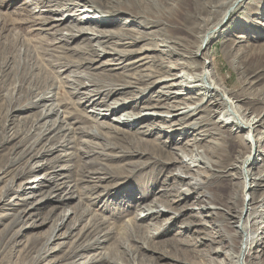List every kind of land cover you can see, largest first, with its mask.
I'll use <instances>...</instances> for the list:
<instances>
[{"label": "bare ground", "instance_id": "bare-ground-1", "mask_svg": "<svg viewBox=\"0 0 264 264\" xmlns=\"http://www.w3.org/2000/svg\"><path fill=\"white\" fill-rule=\"evenodd\" d=\"M247 1L222 0L212 2L214 3L211 6L212 11L218 9L224 11L222 13L223 19L211 28H208L209 20L202 18V14L210 6L202 3L200 7L187 13L185 25L177 27V29L188 34L196 33V38L199 41V45L196 46L184 38H174L167 35V28L162 23L161 18H152L141 14L126 18L128 20L124 23L125 27L119 30H105L102 25H108V23L97 15L98 12L88 10L89 8L85 9L84 5L80 3L77 4L83 7V10H79L80 12H77V10V13L67 14L62 19H46L44 24L46 27L54 23H67L66 35L58 30L55 32L54 39L64 41L66 44L68 40H71L79 45L76 50H79L82 56L91 57L85 59L84 63H78L79 59L77 61L68 60L69 62L63 64L65 72L71 70L72 67L82 68L86 64L94 63L97 61L94 57H102L101 54H104L103 56L113 54L125 57L131 54L158 51L166 55L145 57L153 64V71L144 75L141 74L138 77H131V80L128 81L118 82L116 75L111 74L110 70L112 69L98 74L91 73V67L85 71L83 70L80 75H74V80H69V85L66 87L69 90L66 92L68 95L64 94L63 97H68V100L69 98L78 99L79 101L73 100L70 103L74 114L86 118L93 125L86 127V130L82 129L81 132H77L73 128L63 129L69 132L68 135L66 134L65 139L68 144L78 141V134L89 137L90 141L82 143L86 146L84 149L105 157V160L110 157L122 158L135 155L142 157L149 155L144 145H152L154 153L150 157V161L139 160L136 165H130L129 168L116 169L109 174L108 178L126 169L120 179H123V177L129 178L136 170H139V172L150 170V173L139 178V189L136 192L134 191L130 197L133 201H138L137 196L144 195L142 199L139 198V208L137 207L138 210L136 209L135 215L128 223L131 224V227H135L134 224H138L139 221L148 219L156 221L155 224L145 226L139 223V229H142V233L139 232L140 241L136 240V236L135 238L130 236L132 239L123 242L119 250L110 247L106 251L103 250V252L91 256V258L88 257L82 263L72 262L69 264H160L165 259L176 262L174 264H264V194L261 197L251 199L246 192L247 187L251 188L253 182L256 181L261 183L262 188L264 187V164L259 170L258 177H252V169L257 164V160L264 163V94L254 95L253 93L251 95L244 88L236 92L225 91L222 85L216 82V76L213 72L207 68L206 54L203 53V46L206 41L209 42L216 35L223 34L218 26L224 22L227 14L229 13L230 17L233 12H239L243 7L245 10L242 16L243 24L240 25L241 28L239 26L236 30L248 32V28H256L259 31L257 33L253 31L254 36L256 35L253 38L255 41L264 40V25L255 20L258 17L264 18V0L256 1L254 4H249ZM113 3L121 8L126 0H113ZM153 3V0H139V4L145 5L146 9L149 6L152 7ZM64 9L65 12L70 10L69 7ZM122 9H120L122 13L129 11L128 9L122 11ZM82 13H90V15L83 17ZM158 14L168 17V14L163 12H158ZM145 21L147 26L144 28L147 30L137 31L131 29L136 24ZM227 40L235 48L238 47L241 53V51H244L242 47L245 46L244 43H247L248 37L235 35L233 39ZM8 43L13 45L14 41H8ZM8 43H6V48ZM141 43H143V46L140 49L137 48ZM49 45H55L54 41H51ZM64 47L65 50H69L67 46ZM158 47H164L165 50H159ZM42 52L45 51L42 50ZM145 58L138 59L135 63H140ZM166 58L168 59L167 63L170 62L168 66L165 65ZM174 58H179L176 65L173 64ZM14 69L11 66V61L8 60V63L0 69V78L9 71L15 74ZM19 71L21 72V74L18 72L19 76L23 75L20 83L30 78V85L25 87L24 83L18 84L15 79L16 84L13 91L17 90V92L11 94L12 101H16L15 104L18 105V100L25 99V97L29 98L25 105H21L22 102L20 103L21 106L16 105V111L30 108L39 109L38 118L31 129L39 130L37 141L40 142L46 136L55 132L58 127H61L64 120L73 115L64 112L66 106L64 111H61V107L52 103V98L56 94L47 92L46 85H44L39 74L31 75L33 67L28 66L26 69L21 66ZM258 77L259 74L255 73V82H257ZM46 79L48 80V78ZM151 79H157L152 81L153 86L161 85L158 93L161 95L159 103H164L163 105L150 108L139 107V112H132L135 110L124 111L132 103L129 99H120L108 103L109 100L107 99L122 93L126 89L136 88L138 83H146ZM245 82L243 83L244 86L247 85ZM22 85L25 87L23 88L24 91H22ZM147 90L146 87L141 93L143 94ZM18 91H22V93H18ZM97 95H100L99 99L96 98ZM199 96L203 97L201 101H199ZM31 97H35L36 100L32 102ZM161 97H164V99ZM134 98L139 102L147 101L143 95ZM14 102L12 103L14 104ZM67 103L69 104V102ZM85 103H92L101 107L102 105H108L105 109L95 108L91 111L93 114L88 116L85 109H82L84 107L82 105H85ZM57 104L64 106L63 103ZM154 109L164 110L157 111ZM252 109L256 113L255 116L251 114ZM112 114L115 115L112 118V124L101 121L110 118ZM53 117H56V119ZM171 118H179L181 125L179 122L173 121L171 124L174 128L169 130L167 138L160 136L153 140L154 138L147 137L154 135L156 130L168 128L161 125L169 122ZM41 121H44V123L37 127L36 125ZM187 121L191 122L186 123ZM178 125L180 127L176 129ZM122 127H128L130 130L124 131ZM135 128L139 129L137 140L128 142L125 139L117 138V136L133 133L131 130ZM70 135L73 136L71 137L72 140L69 137ZM94 140H101L102 142L99 143ZM112 140L116 143L115 145ZM241 145L245 146V152L234 150L237 146L242 147ZM261 148L262 150H258V155L256 154L252 158L254 149ZM84 149H80V151L88 154V151L86 152ZM113 150H118V152L112 154L111 151ZM47 151L44 150V152ZM257 156H261L262 159ZM249 166H251L250 169ZM135 167L138 169L133 170ZM96 170L89 171L88 174L90 176L91 174H100V171ZM101 179L99 178V180ZM103 179H106V177ZM237 180L238 182H236ZM32 182H37V180ZM177 184L182 185V187L177 189ZM158 186H161L160 192L158 194L153 193V189ZM23 189L26 190L25 187ZM229 189V195H220L221 191ZM125 197H122L115 205L119 207ZM147 197L152 199L151 202L145 201ZM110 210L111 215L115 217H122L125 213L120 211L119 208ZM72 213L74 212H66L63 219L56 224L53 234L48 238L43 248L46 250L43 253L41 252L43 256L47 254L49 245L55 240L68 237L66 235L57 237L56 233ZM21 217L19 218L21 219ZM77 217H80V215L77 214ZM161 218L164 219L160 221ZM79 220L76 219L77 222ZM159 221V225H156ZM167 226L171 230L176 229V231L172 240L163 244L166 245L167 243V246L171 247L170 252H163L160 251V248H156L160 243L155 242V239L160 236L158 233L159 228ZM85 230H91V240L83 244L80 243V245L73 248L70 251V256L80 252L96 250L101 243L106 242V235L102 233L101 227L97 223L89 222ZM17 234L20 235L21 233ZM132 242H139V246ZM64 244L62 242L60 246ZM172 244L175 246H172ZM151 248L156 250L152 251L151 257L142 255L145 249L149 250ZM57 250L59 249L54 251ZM42 255H39V260L44 258Z\"/></svg>", "mask_w": 264, "mask_h": 264}, {"label": "rangeland", "instance_id": "rangeland-1", "mask_svg": "<svg viewBox=\"0 0 264 264\" xmlns=\"http://www.w3.org/2000/svg\"><path fill=\"white\" fill-rule=\"evenodd\" d=\"M76 1L77 0H0V69H2L9 60L16 72L15 75L9 71L0 78V201L3 200V202L0 203V264L82 263L86 261L88 257L91 258V256L99 254L103 252V250L106 251L110 247L119 250L123 242L132 239L130 236H133V238L136 236V240L140 241L139 232L142 233V229H139V223L142 226L156 223V221L149 219L139 221L138 224H134L135 227H131V224L128 223L139 208V198L142 199L144 195H138V201H133L130 197L133 195L134 191L136 192L139 189V178L150 173V170H142L141 172L136 170L129 178L123 177V179H120L123 175V171H126V169L108 178L109 174L116 169L129 168L130 165H136L139 160L150 161V157L154 153L152 145H144L149 155H144L142 157L139 155L122 158L110 157L105 160V157L99 156L96 153L94 154L88 151V149H84L86 146L82 143L84 141H90L91 139L89 137L78 134V141L76 140L73 144H68L65 139L67 137L66 134L68 135L69 132L63 129L73 128L77 132H81L82 129L86 130V127H90L93 124L86 118L74 114L70 103H72L73 100L77 102L79 101L78 99L69 98L68 100V97L64 98L63 95H68L66 92L69 90H67L66 87L69 85V80H74V75L82 74L83 70L85 71L87 68L91 67L92 70L90 72L96 74L112 69L110 70L111 74L116 75V78H118L116 80L118 82H122L131 80V77H138L141 74L144 75L153 71V64L145 57L166 55L158 51L131 54L125 57L113 54L103 56L104 54H101L102 57H94L95 60H97L94 63L86 64L82 68L72 67L71 70L65 72L63 64L69 62L68 60L77 61L79 59L78 63H84L85 59L91 57L82 56L79 50H76L79 48V45L73 43L71 40H68L69 43L67 42L66 44L64 41L54 39L55 32L58 30H60L63 35H66L67 31L65 29L67 23H54L46 27V25H44L46 19H62L67 14L80 12L83 10V7L77 5L80 3L84 5L85 9L89 8L88 10L95 11L96 13L98 12L97 15L108 23V25H102V28L105 30H119L125 27L124 23L128 20L126 18L141 14L152 18H161L162 23L167 28V35L174 38H184L186 41L196 46L199 45L196 33L188 34L183 30L177 29V27H183V25H185L187 13L200 7L202 3L206 6H210V8L202 14V18L209 20L210 23L208 28H211L223 19L222 13L224 11L220 9L212 11L211 7L214 5L212 2L222 0H199L198 2L196 0H153V6H149L148 9L145 8V5L139 4V0H126V3L121 8H123L122 11H126L124 9H128L129 11L123 13L120 12L121 8L114 5L113 0ZM256 1L260 0H248L247 2H249V4H254ZM66 7L70 9L68 12L64 11ZM74 7H76L75 10ZM222 8L224 9V7ZM243 8L239 12H233L230 17L229 13L227 14L224 22L218 26V29H221V33L223 32V34L220 36L216 35L209 40V42L206 41L203 46V53L206 54L207 68L213 72L216 76V82L221 84L225 91L236 92L244 88L251 95L253 93L254 95H262L264 94V40L255 41L253 37H256V35L254 36L253 31L255 33L259 31L256 28H248V32L236 30V28L243 24L242 16L245 11ZM157 11L168 14V17L165 15L160 16ZM118 12L121 14L119 15ZM88 14L90 15V13H82V16L84 17ZM255 20L264 25L263 17L255 18ZM145 24L146 21L138 23L134 27H131V29L145 31L147 30L144 28L147 26V24ZM241 27L242 26H240V28ZM235 35L248 37L247 43H244L245 46L242 47L244 51H241V53L238 47L235 48L231 42H227V39H233ZM8 41H14V44L9 45ZM49 41H54L55 45L50 46ZM6 43H8L7 48ZM142 44L143 43L137 48L140 49L143 46ZM38 46L41 47L39 48ZM64 46H67L69 50H65ZM157 49L165 50L164 47H158ZM42 50L45 52H42ZM12 51L14 52L12 53ZM94 58L92 59L94 60ZM141 58H145V60L140 63H135L136 60ZM167 60L166 58L165 65L168 66L170 62L167 63ZM177 61H179V58H174L173 64L176 65ZM128 63L130 64L127 65ZM21 66H24L26 69L28 66L33 67L31 75L35 76L39 74L42 77L44 85H46L47 92L56 94L55 97L52 98V103L61 107V111H64V107L66 106L64 112L73 115L69 117V119L64 120V124H62L61 127H58L55 132L49 134L40 142L37 141L39 130L37 129L35 131V129H31L32 125L36 123L39 109H25L24 106L23 108L25 110L16 111V101H12L11 94L17 92V90L13 91V87L16 81H18L19 84L22 80L21 77L23 75L21 77L19 76V73L21 74L19 71ZM255 73L259 74L258 79H256L257 82L254 81ZM46 78H48V80ZM29 80L30 78L25 82L22 81L20 84L24 83L25 87H27L30 85ZM154 80L157 79H151L146 83H138V87L126 89L122 93H118L114 97L107 99L109 100L108 103L119 101L120 99H129V101L132 102V106L130 104L124 111L135 110L132 112H139V107L150 108L153 106H161L164 104L159 103L161 95L158 93V90H160L161 85L158 84L153 86L152 81ZM241 81H246L245 83H247V85L244 86V82ZM251 82H254V84ZM25 87L22 85V89ZM146 87L148 90L142 94L141 92L146 89ZM22 91H24V89ZM22 91H18V93H22ZM139 95H143L144 99L147 101L139 102V100L134 98ZM55 98H57L56 101H54ZM96 98L99 99L100 95H97ZM161 98L164 99V97ZM198 98H200L199 101L203 99V97L200 96ZM28 99V97H25V99L22 98L18 100L17 103H19V106L25 105ZM31 99L32 102L36 100L35 97H31ZM66 101L69 102V104ZM12 102H14V104ZM57 103H63L64 106H59ZM107 105L108 104L102 105L101 107L95 106L92 103H85V105H82L84 106L82 109H85L86 115L91 116L93 114V112H91L92 110H95V108L105 109ZM154 110L163 111L164 109ZM251 114L253 116L256 114L253 109ZM114 117L115 115L112 114L110 118L102 119L101 121L112 124V118ZM53 118L56 119V117ZM44 121L39 122L36 126L38 127L43 124ZM173 121L179 122L181 125V120L179 118H171L169 122L161 125L168 128L156 130L154 135L147 137L150 139L154 138L153 140L160 136L167 138L169 130L174 128L171 124ZM189 122L191 121H187L186 123ZM180 125L177 127L175 126L176 129H178ZM122 129H124V131L130 130L128 127H122ZM131 131H133V133L117 136V138L125 139L128 142L137 140L139 138V133L137 132L139 129L135 128ZM69 137L72 140L71 137L73 136L70 135ZM163 140H165V138H163ZM94 141L99 143L102 142L101 140ZM112 143L114 145L116 144L113 140ZM241 146L243 148L237 146L234 150L245 152V146ZM80 149H84L86 152L88 151V154L81 152ZM44 150H48L49 152H44ZM258 150L260 151L262 148L257 150L254 149L252 158H254L256 154L258 155ZM116 152H118V150L111 151L112 154ZM257 157L262 159L261 156ZM256 163L257 164H255L252 169V177L254 178L258 177L259 170L264 164L261 160H257ZM102 168L103 170H101ZM250 168L251 166H249V169ZM135 169L138 168L135 167L133 170ZM95 170L100 171V174H91V176L88 174L89 171ZM174 173L177 174L175 171ZM105 177L106 179H103ZM99 178L102 179L99 180ZM35 180H37V182L33 183L32 181ZM236 182H238V180ZM252 185L251 188L247 187L246 189L249 198L254 199L261 197L264 194V187L262 188L260 186L261 183L259 181L253 182ZM24 187L26 190L23 189ZM181 187L182 185L177 184V189ZM160 188L161 186H158L153 189V193L158 194ZM230 189L221 191L220 195H229L228 191H230ZM115 195L117 196L113 199ZM119 195L121 196L117 198ZM124 196H126L125 200L121 201L119 207L116 206L115 203L120 201ZM149 198L150 197L145 198V201L151 202L152 199ZM112 208H119L120 211H124L125 213L122 217L112 216L110 213V209ZM68 211L74 213L70 214L65 224L59 227L56 233L57 237H62L63 235L68 237H66V239L55 240L49 245L47 254L43 256L42 253L46 250L43 248L48 238L53 234L56 224L63 219ZM77 214H79L80 217H77ZM20 216H22L21 219L19 218ZM74 216L76 217L74 218ZM77 218L80 219L79 222L76 221ZM163 219L164 218H161L160 221ZM160 221L156 225H159ZM89 222L100 225L102 233L106 235V242L101 243L96 250L80 252L79 254H72L70 256V251L73 248L80 245V243L83 244L91 240V230H85ZM200 230L203 231L204 229ZM175 231L176 229L171 230L168 226L161 229L159 228L158 233L160 236L155 239V242L160 244H158L156 248H160V251L163 252H170L171 247L167 246V243L166 245L163 244L172 240ZM17 233L21 234L18 235ZM62 242L65 244L60 246ZM134 244L139 246V242ZM172 246L175 245L172 244ZM56 249L60 251H54ZM152 251L156 250L154 248L149 250L145 249L142 255L151 257ZM39 255H42L44 258L39 260ZM174 263L176 262L170 259H165L160 262V264Z\"/></svg>", "mask_w": 264, "mask_h": 264}]
</instances>
